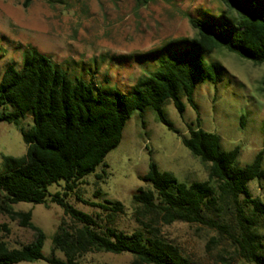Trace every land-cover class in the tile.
<instances>
[{"label": "trees", "instance_id": "obj_1", "mask_svg": "<svg viewBox=\"0 0 264 264\" xmlns=\"http://www.w3.org/2000/svg\"><path fill=\"white\" fill-rule=\"evenodd\" d=\"M219 1L225 9L209 14L206 21L188 16L196 31L194 38L172 40L143 56L155 62L156 69L141 77L131 94L106 92L92 82L73 80L51 57L34 48L26 52L21 69L15 65L6 68L0 82V122L20 125L31 116L33 126L21 130L27 154L4 158L0 211L33 230L36 237L14 249L0 241V264L40 260L85 264L83 257L93 252L130 253L133 264H193L156 227L145 225L148 229L128 234L76 209L67 198L121 145L127 123L136 112H140L144 128V114L153 110L159 122L176 131L164 106L173 102L184 115L186 99L197 110L198 82L217 83L223 70L218 63H207L214 52L225 49L255 66L264 65V0ZM32 2L25 0L24 8ZM8 105L13 111H8ZM183 144L206 167L208 180L188 185L152 162L143 176L150 188H139L133 195L134 204L141 212L162 219L164 225L204 226L220 240L232 241L242 259L264 264V201L249 189L250 181H264V152L252 164L241 167L239 148L224 150L221 137L202 129L200 118ZM61 181L66 182L64 191L48 201L49 186ZM49 202L60 206L72 223H61L53 236L52 254L46 257V233L34 224L31 211L17 212L14 206ZM107 203L110 207L102 206L104 209L123 211L122 203ZM233 263V258L223 261Z\"/></svg>", "mask_w": 264, "mask_h": 264}, {"label": "rangeland", "instance_id": "obj_2", "mask_svg": "<svg viewBox=\"0 0 264 264\" xmlns=\"http://www.w3.org/2000/svg\"><path fill=\"white\" fill-rule=\"evenodd\" d=\"M24 2L0 0V82L6 68L15 65L21 69L26 52L34 48L51 57L71 79H83L106 92L124 94H131L141 77L156 69V63L143 56L172 40L196 36L189 15L206 21L209 14L225 9L219 0H33L28 8H24ZM206 61L220 64L223 70L217 83L198 82L197 110L186 99L184 115L173 102L164 106L176 131L159 122L153 110L145 112L144 128L140 112H136L127 123L121 145L67 199L102 224L128 234L148 229L145 225L156 227L193 264H223L229 258L234 259L233 264H252L236 254L232 241L220 240L216 232L200 225H164L162 219L141 212L133 202L139 188H150L143 176L152 162L188 185L208 180L206 167L183 144V138L190 136V127L197 128L198 118L202 129L221 137L224 150L239 148L241 167L252 164L264 152V65L255 66L225 49L217 50ZM8 111H13L10 105ZM32 126L31 116L20 125L0 122V174L5 157L27 154L21 130ZM65 186V181L49 186L48 201L63 192ZM249 189L254 197L264 201V181H250ZM107 202L122 203L123 211L104 209L102 206L110 207ZM14 209L32 212L34 224L46 233L44 254L50 257L54 234L62 222L71 225L70 218L51 202L20 203ZM35 237L33 230L0 211V241L14 249L32 243ZM56 255L64 258L61 252ZM82 261L133 264L134 257L130 253L93 252ZM18 264L48 263L40 260Z\"/></svg>", "mask_w": 264, "mask_h": 264}]
</instances>
